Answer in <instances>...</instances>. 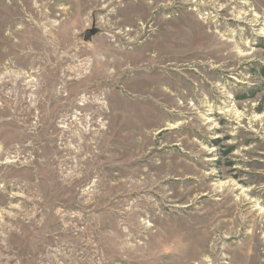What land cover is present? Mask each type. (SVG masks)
Returning <instances> with one entry per match:
<instances>
[{
	"label": "rangeland",
	"instance_id": "374dc122",
	"mask_svg": "<svg viewBox=\"0 0 264 264\" xmlns=\"http://www.w3.org/2000/svg\"><path fill=\"white\" fill-rule=\"evenodd\" d=\"M0 264H264V0H0Z\"/></svg>",
	"mask_w": 264,
	"mask_h": 264
},
{
	"label": "water",
	"instance_id": "95a60500",
	"mask_svg": "<svg viewBox=\"0 0 264 264\" xmlns=\"http://www.w3.org/2000/svg\"><path fill=\"white\" fill-rule=\"evenodd\" d=\"M95 31L94 30H88L87 32H86V35H85V38H84V40H85V42H89V41H91V39H92V37L95 35Z\"/></svg>",
	"mask_w": 264,
	"mask_h": 264
}]
</instances>
